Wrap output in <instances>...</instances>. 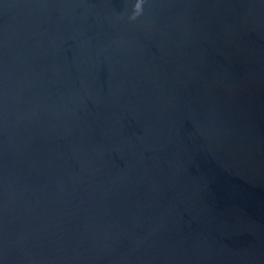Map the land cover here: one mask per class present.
I'll use <instances>...</instances> for the list:
<instances>
[{
	"label": "water",
	"instance_id": "water-1",
	"mask_svg": "<svg viewBox=\"0 0 264 264\" xmlns=\"http://www.w3.org/2000/svg\"><path fill=\"white\" fill-rule=\"evenodd\" d=\"M0 264H264V0H0Z\"/></svg>",
	"mask_w": 264,
	"mask_h": 264
}]
</instances>
